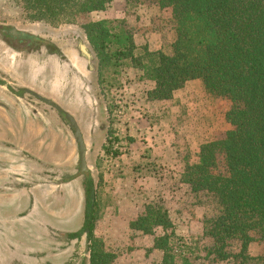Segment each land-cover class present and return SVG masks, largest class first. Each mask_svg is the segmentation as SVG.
Masks as SVG:
<instances>
[{
  "label": "rangeland",
  "instance_id": "obj_1",
  "mask_svg": "<svg viewBox=\"0 0 264 264\" xmlns=\"http://www.w3.org/2000/svg\"><path fill=\"white\" fill-rule=\"evenodd\" d=\"M113 19L126 20L133 27L138 46L156 50L171 39L170 11L135 1L127 5L125 0H112L104 11L54 26L30 19L15 0H0V30L22 31L53 47L21 52L0 35V264H88L89 258L85 236L75 240L62 236L79 231L84 221L85 179L78 170L73 132L53 107L25 92L14 93L21 89L53 101L69 114L74 112L82 125L86 163L97 191L94 235L107 251L117 254L112 264H153L162 257L161 252L145 248L152 245L154 236L143 237L126 226L135 209L141 208L144 194L152 203L162 201L171 213L174 234L169 248L175 264L205 263L198 238L210 209L198 204L202 196L187 194L177 174L185 145L195 152L230 129L224 120L228 104L207 97L200 84L192 82L186 92L176 93L174 101L164 102L161 114L145 122L149 126L163 120L162 143L176 148L177 163L169 156L170 164L155 163L152 171H157L159 180L145 179V183L121 171L131 149L128 137L115 132L114 124L120 123L135 98L118 88L120 82L112 80L110 69H100L96 51L81 27L85 21ZM132 112L135 109L128 115ZM95 118L101 119L110 139H118L119 158L105 151L109 138L103 142L89 135L98 130V125L89 126ZM149 141L143 140L142 146L157 147L153 137ZM154 148V155L162 156L163 151ZM155 235H162L161 230ZM249 251L257 255L260 247L252 244Z\"/></svg>",
  "mask_w": 264,
  "mask_h": 264
},
{
  "label": "trees",
  "instance_id": "obj_2",
  "mask_svg": "<svg viewBox=\"0 0 264 264\" xmlns=\"http://www.w3.org/2000/svg\"><path fill=\"white\" fill-rule=\"evenodd\" d=\"M33 21L73 24L101 12L112 0H15ZM171 13V39L159 49L138 46L135 30L123 19L85 21L81 27L96 51L100 69H110L121 82L124 69L139 81L151 82L147 101H171L188 81H197L207 97L227 102L228 129L220 137L182 151L178 182L188 195H200L210 213L198 238L204 264H264V0H125ZM121 84V83H118ZM11 91V89H10ZM23 90L14 92L21 95ZM113 110H109L112 112ZM114 136V135H113ZM110 139V138H109ZM105 151L113 150V137ZM113 140V141H112ZM151 158V157H150ZM151 165V166H150ZM155 161L146 170L158 177ZM84 221L79 231L62 234L70 240L85 236L88 264H112L118 257L94 235L97 191L84 176ZM133 231L154 236L148 250L162 253L153 264H175L169 248L174 227L161 202H146L129 223ZM161 228L163 233L155 235ZM258 244L257 255L250 245Z\"/></svg>",
  "mask_w": 264,
  "mask_h": 264
},
{
  "label": "crops",
  "instance_id": "obj_3",
  "mask_svg": "<svg viewBox=\"0 0 264 264\" xmlns=\"http://www.w3.org/2000/svg\"><path fill=\"white\" fill-rule=\"evenodd\" d=\"M135 76H136L135 70L131 68L124 69L123 71H121V74H120L121 84L118 88H120V90L128 91V92L130 91L131 93H133V96L135 98V101H134L135 104L132 105L131 108L135 109V112H132L131 115H128L129 112L131 111V108L126 109L125 110L126 113L124 114V116L121 117L120 123L114 124V126H118V129L115 130V132H117L119 135L125 134L128 137V141L130 143L129 149H131V152L125 158H123V161L121 163V171L124 170V173L128 175L130 174L131 177H134L135 179H137L138 182L143 181L145 183L146 182L145 179L159 180V178L158 177L155 178L154 176H152L151 172L147 173L146 170H143L142 173L136 172L135 168L140 167V166L145 167L147 163L153 162V161H155L157 166H160L161 164L163 165L170 164V162L173 161L174 157H177L176 155L177 150L174 146H172V144L167 145V144L162 143V140L164 139V136H163L164 132L162 131L163 129H161L160 123H162L163 120L162 121L156 120L157 122L149 126L146 125L145 123L147 119L150 120L151 117L156 116L157 114H161L160 109L162 108V105L164 104V102H167V101H164V102L163 101L162 102L161 101H153V102L147 101L145 99V92L151 89L153 85L151 82L139 81L135 78ZM192 82L198 83L197 81H188L185 84L183 89L175 91V93L173 94V99L171 101H174L176 99V93H179L183 90H185L186 92V89H187L186 87H188ZM70 112L74 116L78 124V127L81 131L82 136L85 137V133L82 130V125H80L78 122V118L76 117L75 114H73L74 112L72 111ZM123 112H124V108L122 110V114ZM100 120H101L100 118H95L94 122L90 123L89 126L91 128H93V126L98 125V130L95 131V133L92 131L91 132L89 131V135L92 137L98 138V139H103V142H106L109 138L108 137L109 134L106 133L107 130ZM112 134L116 135V133L114 134V132ZM151 137H153V142H155L154 145H157V147L155 148L154 146L152 147L150 143H146V145L143 147L142 145L145 144L143 140L148 142L151 139ZM161 143L163 144L162 145L163 147L160 146ZM150 147L154 149H159L160 151L162 150L164 155L162 154V156L156 157L153 153L154 150H152ZM168 156L172 157L173 159L170 158L168 161ZM174 160H176V163H177L178 160L176 158ZM166 162H169V163H166ZM111 173L112 172H110V174ZM117 176L118 175H116L115 177ZM118 179L120 178H117L116 180ZM148 201H149V198L146 197L145 194L141 196V208L135 209V212L131 215L129 219H127L126 226L128 230L133 231L129 228V223L132 220H134L140 213L143 212L144 205ZM168 212H169V217L171 219V213L169 210ZM158 229L161 230V232L163 233L161 228H157L156 230ZM133 232H136V234H141L143 237H152L150 235H145L138 231H133ZM152 246H153V239H152V245L151 243L147 244L145 248L150 249L152 248ZM156 251L157 250H152L151 252H156ZM160 261H161V258L159 261H156V263Z\"/></svg>",
  "mask_w": 264,
  "mask_h": 264
},
{
  "label": "water",
  "instance_id": "obj_4",
  "mask_svg": "<svg viewBox=\"0 0 264 264\" xmlns=\"http://www.w3.org/2000/svg\"><path fill=\"white\" fill-rule=\"evenodd\" d=\"M80 47H81L83 54L87 58L90 57V55L87 52V50L85 49V47L83 45H81ZM22 90H23V92L32 95L33 97H35L37 100L41 101L42 103H44L50 107H53L60 115L63 116V118L68 123L70 129L73 132L75 143L77 145L79 173L87 176L89 174V172H88V167H87V163H86V146H85L81 131H80L78 124L75 121L74 117L71 114H69L68 112H66L65 110H63L59 105L55 104L53 101H51L45 97H42L41 95H39V94L29 90V89H22Z\"/></svg>",
  "mask_w": 264,
  "mask_h": 264
},
{
  "label": "flooded vegetation",
  "instance_id": "obj_5",
  "mask_svg": "<svg viewBox=\"0 0 264 264\" xmlns=\"http://www.w3.org/2000/svg\"><path fill=\"white\" fill-rule=\"evenodd\" d=\"M0 35L3 41L9 44L12 48L16 49L17 51H21V52L37 53L42 47H44L48 51H50V49L53 48L49 43H46L42 41L41 39H38L22 31H15L12 29H1ZM79 49L82 52L81 47H79ZM52 54H55V52H52ZM86 59H90V57L88 58L86 57Z\"/></svg>",
  "mask_w": 264,
  "mask_h": 264
},
{
  "label": "built area",
  "instance_id": "obj_6",
  "mask_svg": "<svg viewBox=\"0 0 264 264\" xmlns=\"http://www.w3.org/2000/svg\"><path fill=\"white\" fill-rule=\"evenodd\" d=\"M118 104H119V103H118ZM116 144H117V143H116ZM118 148H119V147H118L117 145L114 144L113 150H114V151L116 150V151L118 152V154H117L116 156H112V155H111V157H113V158H119V156H120V155H119L120 152L118 151V150H119Z\"/></svg>",
  "mask_w": 264,
  "mask_h": 264
}]
</instances>
